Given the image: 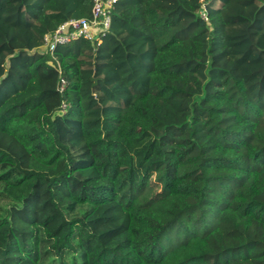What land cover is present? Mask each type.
Instances as JSON below:
<instances>
[{
  "label": "trees",
  "instance_id": "1",
  "mask_svg": "<svg viewBox=\"0 0 264 264\" xmlns=\"http://www.w3.org/2000/svg\"><path fill=\"white\" fill-rule=\"evenodd\" d=\"M91 4L0 0V264H264V0Z\"/></svg>",
  "mask_w": 264,
  "mask_h": 264
},
{
  "label": "built area",
  "instance_id": "2",
  "mask_svg": "<svg viewBox=\"0 0 264 264\" xmlns=\"http://www.w3.org/2000/svg\"><path fill=\"white\" fill-rule=\"evenodd\" d=\"M117 0H92L90 16L88 18L70 19L60 24L54 31L43 37V48L50 54L62 46L77 41H86L100 46L109 33L112 23V12ZM64 82L58 91L62 93ZM62 111L65 105L61 106Z\"/></svg>",
  "mask_w": 264,
  "mask_h": 264
}]
</instances>
